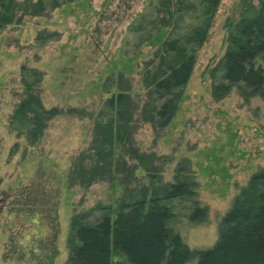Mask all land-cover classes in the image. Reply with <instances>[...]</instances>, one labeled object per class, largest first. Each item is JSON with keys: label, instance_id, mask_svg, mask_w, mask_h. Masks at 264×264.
Listing matches in <instances>:
<instances>
[{"label": "rangeland", "instance_id": "obj_1", "mask_svg": "<svg viewBox=\"0 0 264 264\" xmlns=\"http://www.w3.org/2000/svg\"><path fill=\"white\" fill-rule=\"evenodd\" d=\"M157 4L158 0H73L45 17L31 18L0 33V264H66L73 212L109 205L128 193L105 183L86 190L67 189L71 157L88 145L91 123L87 121L59 118L38 149L26 148L22 140L12 149L18 141L9 133L7 122L22 93L20 67L26 64L44 72L46 108L67 109L84 100L88 101L85 108H98L101 99L112 93L103 90L111 73L123 72L132 81L133 93L139 92L144 63L162 43L140 44L142 37L157 32L149 24L157 18ZM240 10V0L221 1L170 126L157 135L144 124L134 135L141 151L165 158L154 162L162 183L174 180L181 160L190 161L198 183L193 200L207 209V219L202 224L191 223L192 200H174L170 204L175 216L168 227L191 250L214 246L219 222L250 177L264 169V101L245 102L235 90L220 101L210 95L209 70L224 54L225 23L237 19ZM138 25L143 27L140 32L135 30ZM43 31L58 33L60 39L40 45L36 37ZM136 176L148 182L144 173L139 171ZM138 184L127 188L130 191ZM22 197H32L36 208L45 209L28 207ZM54 234L55 254L49 261L30 253L35 245L53 244ZM187 264H196V260Z\"/></svg>", "mask_w": 264, "mask_h": 264}, {"label": "trees", "instance_id": "obj_2", "mask_svg": "<svg viewBox=\"0 0 264 264\" xmlns=\"http://www.w3.org/2000/svg\"><path fill=\"white\" fill-rule=\"evenodd\" d=\"M71 1L0 0V33L31 18L45 17L48 11ZM221 1L158 0L157 18L149 22L157 32L142 37L140 44L152 40L162 43L139 74L142 91L133 93L132 81L123 72L111 73L103 90L112 93L92 110L85 108L86 100L67 109L57 105L46 108L44 72L26 64L20 67L22 93L7 122L9 133L18 141L12 149L21 140L26 148L38 149L59 118L87 121L91 123L88 145L71 157L65 176L67 189L86 190L105 183L129 194L109 205L73 212L66 264H187L192 260L196 264H264V169L250 177L219 222L214 246L191 250L168 227L175 216L170 204L174 200H192L191 223L202 224L207 219V209L193 200L198 183L190 171V161L181 160L174 180L162 183L160 169L154 162L165 158L141 151L134 139L144 124L159 135L174 120ZM240 8L237 19L226 21L224 54L209 70L214 101L227 97L233 90L245 102L253 98L264 101V0H240ZM136 27V32L143 30L142 25ZM53 39L58 41L60 35L43 31L36 37L40 45ZM139 171L144 173L147 183L139 181ZM133 182L139 184L129 191L127 187ZM21 199L28 207L45 209L36 208L37 201L32 197ZM29 211L33 213L31 208ZM98 211L101 213L97 214ZM48 222L53 228V220ZM54 239L51 245L29 248L30 253L49 261L55 254Z\"/></svg>", "mask_w": 264, "mask_h": 264}, {"label": "crops", "instance_id": "obj_3", "mask_svg": "<svg viewBox=\"0 0 264 264\" xmlns=\"http://www.w3.org/2000/svg\"><path fill=\"white\" fill-rule=\"evenodd\" d=\"M53 107V106H52Z\"/></svg>", "mask_w": 264, "mask_h": 264}]
</instances>
